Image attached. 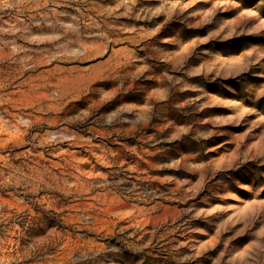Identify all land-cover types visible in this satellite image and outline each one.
<instances>
[{
	"label": "rangeland",
	"instance_id": "obj_1",
	"mask_svg": "<svg viewBox=\"0 0 264 264\" xmlns=\"http://www.w3.org/2000/svg\"><path fill=\"white\" fill-rule=\"evenodd\" d=\"M0 264H264V0H0Z\"/></svg>",
	"mask_w": 264,
	"mask_h": 264
}]
</instances>
